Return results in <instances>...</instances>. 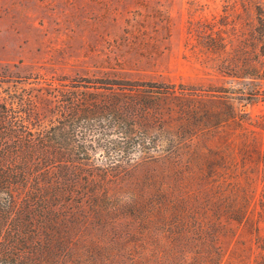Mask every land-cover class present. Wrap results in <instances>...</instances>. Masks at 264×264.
Here are the masks:
<instances>
[{
    "label": "trees",
    "instance_id": "trees-1",
    "mask_svg": "<svg viewBox=\"0 0 264 264\" xmlns=\"http://www.w3.org/2000/svg\"><path fill=\"white\" fill-rule=\"evenodd\" d=\"M257 13L253 30L264 47V14ZM216 22L187 19L194 58L233 82L264 78V51L260 61L249 55L242 66L232 64L230 39ZM113 80L49 85L56 111L45 125L40 88L0 91V264L56 262L55 252L69 248L59 242L68 236L69 211L82 205L93 212L139 210L142 203L120 192L119 202L109 201L139 162L171 175L147 206L161 222L153 239L172 240L167 250L177 261L147 264H220L225 221L249 227L248 264H264V113L233 103L264 101V87L237 81L234 96L217 99L183 83Z\"/></svg>",
    "mask_w": 264,
    "mask_h": 264
},
{
    "label": "rangeland",
    "instance_id": "rangeland-1",
    "mask_svg": "<svg viewBox=\"0 0 264 264\" xmlns=\"http://www.w3.org/2000/svg\"><path fill=\"white\" fill-rule=\"evenodd\" d=\"M259 3L256 5L253 0H0V91L40 88L38 117L39 123L45 125L56 111L53 99L47 94L49 85L83 83L93 77L183 83L191 90L217 99L234 96L230 87L237 85V81L264 87V78L242 77L233 82L203 67L191 54L194 38L186 31L189 18L217 21L230 39L232 64L242 66L250 56L260 61L264 47L261 36L253 30L260 26L257 11L264 14V0ZM233 103L253 115L264 113L263 100L245 105L235 100ZM152 167L148 162L133 165L117 191L109 195V201L119 202L122 197L115 196L120 192L126 196L124 200L142 203L139 210L93 212L82 205L69 211L67 239H59L61 245L69 248L56 251V262L51 263L147 264L173 259L176 254L167 250L173 241L152 237L161 222L147 206L154 188L159 183L165 187L171 175L159 169L152 171ZM260 186L258 183L256 189ZM224 227L219 239L223 250L220 264H248L254 248L249 227L233 221H225ZM127 231L131 232L126 235ZM260 233L264 238V222L260 223ZM123 245H127L131 256L124 253Z\"/></svg>",
    "mask_w": 264,
    "mask_h": 264
}]
</instances>
